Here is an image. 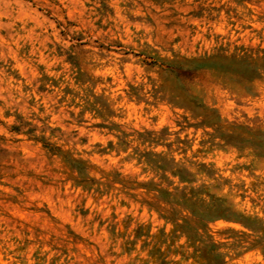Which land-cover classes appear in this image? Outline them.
Returning a JSON list of instances; mask_svg holds the SVG:
<instances>
[{
    "label": "rangeland",
    "instance_id": "1",
    "mask_svg": "<svg viewBox=\"0 0 264 264\" xmlns=\"http://www.w3.org/2000/svg\"><path fill=\"white\" fill-rule=\"evenodd\" d=\"M0 264H264V0H0Z\"/></svg>",
    "mask_w": 264,
    "mask_h": 264
}]
</instances>
